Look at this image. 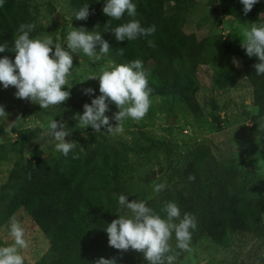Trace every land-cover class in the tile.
I'll use <instances>...</instances> for the list:
<instances>
[{"label":"trees","instance_id":"16d2710c","mask_svg":"<svg viewBox=\"0 0 264 264\" xmlns=\"http://www.w3.org/2000/svg\"><path fill=\"white\" fill-rule=\"evenodd\" d=\"M195 1L66 0L85 22L83 36L66 47L90 62L83 50L87 46L97 55V65L107 66L102 91L91 103L87 133L46 153L31 149L29 158L13 163L0 190V227L23 211L47 240L36 264H153L165 260L156 257L158 246L164 256L180 259L187 246L205 237L224 248L247 239L260 255L234 264H264V177L226 163L206 145L157 137L145 128L129 131L128 141L112 145L98 130L100 105L129 101L145 106L154 97L168 98L202 118L196 75L202 67L212 70L217 90L244 78L257 109L254 119L264 121V37L232 47L215 36L198 39L185 33ZM215 3L225 18L242 25L261 20L264 26V0H209ZM47 32L28 0H0V78H10L13 68L21 70L12 78L15 83L42 82V66L50 60L37 63L29 51ZM46 78L44 93L57 106L70 89L53 75ZM25 104L45 113L41 105ZM216 109L211 101L209 116L220 130ZM7 132L0 127L3 137ZM10 132L16 143L25 144L36 133L17 124Z\"/></svg>","mask_w":264,"mask_h":264},{"label":"rangeland","instance_id":"374dc122","mask_svg":"<svg viewBox=\"0 0 264 264\" xmlns=\"http://www.w3.org/2000/svg\"><path fill=\"white\" fill-rule=\"evenodd\" d=\"M28 1L37 11L39 24L48 30L30 45V58L41 63L48 57L50 62L42 66L46 71L42 82L30 78L23 85L15 83L12 78L21 70L15 72L13 68L10 78H0V127L8 131L4 137L0 134V190L13 163L22 156L29 158L31 149L46 153L49 148L66 145L72 137L87 133L94 112L91 103L94 95L102 91V73L107 66L97 65V55L87 46L83 50L90 62L66 47L67 42L77 41L85 33L84 20L73 14L66 0ZM184 32L194 33L198 39L215 36L233 47L264 37V26L261 20L238 24L223 16L218 3L209 5V0H196ZM48 49L52 51L49 55ZM236 62L239 65L238 58ZM49 75L70 89L57 106H53L44 93ZM196 75L197 98L205 114L202 118H194L183 106L172 104L168 98L154 97L145 106L129 101L100 105L102 120L98 130L112 145L128 141L129 131L138 128H145L157 137L206 145L226 163L235 162L240 168L264 177V121L254 119L257 109L253 105L251 87L244 78H239L234 87L217 90L212 86L214 75L209 67L198 69ZM26 101L41 105L45 113L28 106ZM211 101L217 106L213 114H221L220 130L214 127L209 116ZM15 124L22 129L35 130V137L26 144L16 143V135L10 132ZM152 176L156 177V172L153 171ZM160 183L162 186L163 180ZM170 226L173 228L175 223L172 221ZM173 239L172 247L176 237ZM243 241L224 248L205 237L198 244L187 246L180 259L176 254L164 256L158 246L156 257L163 256L165 260L153 264H234L238 259L253 262L260 253L247 239ZM46 249L47 240L31 227L23 211L0 227V264H36ZM148 253L151 255V251Z\"/></svg>","mask_w":264,"mask_h":264}]
</instances>
